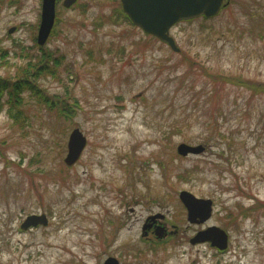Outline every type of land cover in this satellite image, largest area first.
Returning a JSON list of instances; mask_svg holds the SVG:
<instances>
[{
  "label": "rangeland",
  "instance_id": "rangeland-1",
  "mask_svg": "<svg viewBox=\"0 0 264 264\" xmlns=\"http://www.w3.org/2000/svg\"><path fill=\"white\" fill-rule=\"evenodd\" d=\"M224 6L173 27L175 52L120 0L61 2L42 47V0H0V78L75 109L60 119L28 91L16 121L0 100V264H264V0ZM46 53L57 61L38 67ZM76 128L88 145L67 167ZM182 143L205 151L181 156ZM182 191L212 199L211 219L190 223ZM31 215L49 224L22 231ZM212 226L224 254L190 243Z\"/></svg>",
  "mask_w": 264,
  "mask_h": 264
},
{
  "label": "water",
  "instance_id": "water-1",
  "mask_svg": "<svg viewBox=\"0 0 264 264\" xmlns=\"http://www.w3.org/2000/svg\"><path fill=\"white\" fill-rule=\"evenodd\" d=\"M56 1L43 0L41 24L38 33V44L44 46L54 28L56 22ZM75 0H66L65 6H70ZM227 0H121L123 9L130 20L139 28L167 43L174 51L180 49L174 38L170 35L171 28L182 20H190L206 16H217ZM14 29L10 30V33ZM88 140L83 132L76 128L73 130L68 141V153L64 160L66 166H74L82 157ZM178 154L181 156L199 155L205 151L203 145H189L182 143L178 146ZM179 198L188 213V221L193 224H203L210 220L213 215L214 202L212 199L198 198L189 191L180 192ZM163 218L162 215L152 216L149 221ZM39 225L47 226L48 218L43 215H31L22 224V229ZM146 228V226H145ZM144 228V229H145ZM161 230V228H159ZM157 235L160 237V231ZM191 244L209 242L213 247L220 250L228 248V234L218 226L209 227L200 231L190 240ZM103 264H121L115 257H109Z\"/></svg>",
  "mask_w": 264,
  "mask_h": 264
},
{
  "label": "trees",
  "instance_id": "trees-1",
  "mask_svg": "<svg viewBox=\"0 0 264 264\" xmlns=\"http://www.w3.org/2000/svg\"><path fill=\"white\" fill-rule=\"evenodd\" d=\"M121 14L124 16L125 19H127L129 22L130 20L128 17L124 14V12H121ZM206 19V18H205ZM4 51L0 49V62L5 60V53ZM40 60V64L37 65L38 67L41 66L42 61H47L48 59H51L53 62L57 61V59L54 57V55H51L50 53H46L42 55ZM2 63V62H1ZM35 65L29 66V69L32 70L34 68H38ZM52 68L43 67L37 72V77L43 76L46 72L52 73ZM31 92V95L36 97L39 102L45 103L47 105V110H49L50 113H55V115L60 119H66L71 120L73 116L75 115V109L73 107V103H68L65 99H59V98H50L45 92H43L40 88H38L34 83H28V82H19L15 86H10V83L8 80L0 78V100H2L3 97L8 96L9 97V104L11 105L10 114L12 115V118H14L16 121H18L20 118L19 116L23 115L21 113L22 109V94L24 92ZM221 253V252H219ZM223 253V252H222Z\"/></svg>",
  "mask_w": 264,
  "mask_h": 264
},
{
  "label": "flooded vegetation",
  "instance_id": "flooded-vegetation-1",
  "mask_svg": "<svg viewBox=\"0 0 264 264\" xmlns=\"http://www.w3.org/2000/svg\"><path fill=\"white\" fill-rule=\"evenodd\" d=\"M61 2H62V5H63V7H65V2H66V0H57V6L60 4L61 5ZM80 2V0H75V3L70 7V8H72V7H76V5L78 4ZM66 8V7H65ZM67 9H69V8H67ZM182 22H184V21H182ZM181 23V22H180ZM157 222L154 220V221H152V220H150L149 221V218H147L146 219V222H145V224L143 225V229H144V227L145 226H147V228L149 229V232L150 233H153L156 229H157Z\"/></svg>",
  "mask_w": 264,
  "mask_h": 264
}]
</instances>
